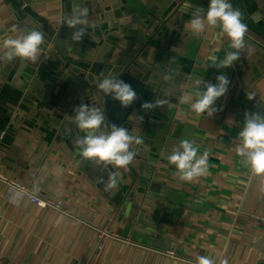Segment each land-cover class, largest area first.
Listing matches in <instances>:
<instances>
[{"label":"clouds","instance_id":"9594fccd","mask_svg":"<svg viewBox=\"0 0 264 264\" xmlns=\"http://www.w3.org/2000/svg\"><path fill=\"white\" fill-rule=\"evenodd\" d=\"M84 13L87 9L83 10ZM200 9H197V13ZM243 13L239 9H234L229 0H209V6L202 17L194 14L188 27L194 35H199L205 30L206 25L215 27L220 26L229 40L232 51H228L226 57L217 63V57L211 56L210 59L216 67H232L233 63L240 58L241 51L245 47L244 37L248 31V26L242 20ZM81 21H66L69 27H74L75 23ZM73 35L72 39L79 41L80 35ZM45 42L44 34L36 27L26 31L19 36L7 37L0 42L2 57L8 61L19 57L35 62L40 53V46ZM216 84L205 80L196 79L194 87L204 86L203 91H197V99L191 103V110L197 115L207 112L212 116L217 109L213 107L217 98L225 95L228 91L229 79L224 74L216 76ZM96 87L105 94L111 95L113 99L119 100L122 107H128L137 99V94L129 83L123 80L104 76ZM249 99L253 96L249 95ZM189 98H184L188 100ZM166 103L164 100H157L154 103L144 101L141 104L143 109H151L157 105ZM74 123L84 131L86 135L78 137L75 144L82 158L93 160L96 164L113 165L118 168H127L136 156L135 150L130 151V146L141 144L143 141L139 136L133 135L123 126L112 125L111 131L101 130L104 122V114L97 108L89 107L85 103H80L73 109ZM245 126L239 132L240 143L236 147V154L243 159L253 175L264 176V118L253 115L251 118L245 113ZM179 149H183L180 151ZM198 146L188 139L179 141L175 145L171 154L167 156L169 164L174 165L177 175L181 180L192 181L193 179L205 175L208 170L207 153L197 155ZM116 174H111L105 185L106 189L116 187ZM197 264H216L207 256H198ZM227 264V260L221 261Z\"/></svg>","mask_w":264,"mask_h":264},{"label":"crops","instance_id":"0c3cea01","mask_svg":"<svg viewBox=\"0 0 264 264\" xmlns=\"http://www.w3.org/2000/svg\"><path fill=\"white\" fill-rule=\"evenodd\" d=\"M8 37V1L0 0V42ZM9 61L0 50V250L14 260L13 191L3 177L12 179Z\"/></svg>","mask_w":264,"mask_h":264},{"label":"built area","instance_id":"2783aa9c","mask_svg":"<svg viewBox=\"0 0 264 264\" xmlns=\"http://www.w3.org/2000/svg\"><path fill=\"white\" fill-rule=\"evenodd\" d=\"M5 179V181L8 182V187H9V190L10 191H13L12 190V179L9 178V177H3ZM0 264H14V260L9 258V257H6L5 255H3V253L1 252L0 250Z\"/></svg>","mask_w":264,"mask_h":264},{"label":"water","instance_id":"95a60500","mask_svg":"<svg viewBox=\"0 0 264 264\" xmlns=\"http://www.w3.org/2000/svg\"><path fill=\"white\" fill-rule=\"evenodd\" d=\"M7 71H8V77H9V79H10V76H9V70L8 69H6Z\"/></svg>","mask_w":264,"mask_h":264}]
</instances>
